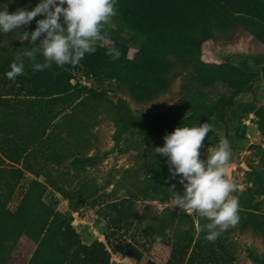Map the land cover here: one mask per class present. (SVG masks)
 <instances>
[{
	"label": "trees",
	"instance_id": "trees-1",
	"mask_svg": "<svg viewBox=\"0 0 264 264\" xmlns=\"http://www.w3.org/2000/svg\"><path fill=\"white\" fill-rule=\"evenodd\" d=\"M260 0H117V15L109 26L114 36L110 45L121 51L118 60H112L106 53L107 47H97L93 54H85L81 65L91 69L94 80L118 78V73L126 63L127 44L120 39L124 29L137 31L138 37L132 39L135 48L134 58L129 66L138 69L141 57L152 53L160 65V72L150 85V94H155L165 87L164 75L173 67L170 58H190L194 61L195 79L203 86L214 82H224L233 88L228 96L220 95L215 100L194 99L189 104V116L179 121L162 119L156 114L143 113L134 115L124 105H115L116 124L119 133L137 136H153L164 140V136L178 126H194L206 123L210 118L229 123L239 119L236 113L235 96L241 92L254 94L252 82L258 74L264 77V54L258 62V71H252L247 64L235 66L219 63L207 66L199 58L200 45L211 38L213 29L220 21L227 19L230 24L245 28L264 47V26L257 24L243 14H249ZM37 0H0V9L7 6L9 12L18 8L31 10ZM140 36V38H139ZM109 45V46H110ZM21 42L0 41V264H5L16 245L18 238L28 228L39 233V239L31 255L36 264H108L109 252L128 255L138 260L140 252L133 243L114 242L115 234L120 230L131 228L141 238L153 240L158 228L164 222L148 212L136 213L124 202H110L103 206L102 215L106 220L102 224L104 244L92 241L85 245L79 242L77 234L70 224V216L57 213L51 204L43 200L44 184L30 179L15 208L10 211L7 203L22 177V170L17 166L26 154L42 141L52 143L56 148L48 151L44 160L58 165L71 156L66 145L56 133L50 138H41L42 126L46 124L47 115L55 108L75 98L68 83L70 65L59 68L53 64L51 69L32 71L31 63L25 58V72L15 80L6 78L10 64L18 52L30 48ZM17 49V50H16ZM38 56V60H42ZM132 87V85L130 86ZM133 88V87H132ZM134 91L135 90H131ZM144 97V96H142ZM245 112L248 108H241ZM253 109V108H252ZM259 115L258 129L264 137V110L255 111ZM215 141V133L209 131L204 144ZM264 163V149L261 150ZM77 156L71 163H80ZM154 169L166 172L165 195L174 197L179 176L173 177L169 172L166 157L154 160ZM256 175V172H253ZM258 187H251L239 200V221L230 227L214 243L207 241L205 233H197V224L206 221L195 216L194 220L187 214L181 218L188 222L186 228L171 229V251L165 264H211L219 253H225V238L234 229H250L264 234V218L257 214L256 198L264 192V182ZM74 194L62 192V196L72 197L82 202L81 192ZM72 196V197H71ZM177 214L172 212L171 218ZM184 221V222H185ZM254 264H264L262 260L252 257Z\"/></svg>",
	"mask_w": 264,
	"mask_h": 264
},
{
	"label": "rangeland",
	"instance_id": "rangeland-1",
	"mask_svg": "<svg viewBox=\"0 0 264 264\" xmlns=\"http://www.w3.org/2000/svg\"><path fill=\"white\" fill-rule=\"evenodd\" d=\"M243 16L264 26V0H260L257 8ZM42 18L37 16L21 29L7 34L0 33V41L21 42L35 47L24 40L23 32L35 30L36 21ZM109 29L107 26L109 40L98 43L97 47L110 45L114 36ZM137 34V31L129 29L121 32L120 39L127 44L128 49L126 63L119 71L118 78L96 81L91 75V69L81 65V62L69 68L68 83L75 98L47 115L41 138H50L56 133L62 140H66L71 156L54 165L43 158L48 151L56 148L52 143L42 141L32 147L17 164L22 170V177L7 203L8 209L12 211L27 182L35 178L45 186L43 200L51 204L57 213L70 216V224L79 242L87 245L96 240L102 242L107 251L109 248L101 234L102 224L106 220L102 215L104 204L124 202L136 213L148 212L149 217L155 215L164 222L163 228H158L153 240L141 238L130 227L118 231L114 242L133 243L140 257L135 260L128 255L109 252L108 264H165L171 251V229L186 228L188 225L181 218V214L186 213L175 205L174 197L165 195V170L153 167L154 160L160 156L154 153V148L163 146L165 141L147 135L122 134L116 142L119 129L115 105H124L134 115L152 113L162 119L179 121L189 116V104L194 99L207 102L220 95L228 96L233 90L231 86L219 81L209 86L201 85L195 79L194 61L182 57L170 58L173 67L164 75L165 87L150 94V85L160 72V65L152 53H145L138 69L129 66L135 54L131 42L138 37ZM263 54V45L245 28L223 19L213 29L211 38L201 43L199 58L207 66L219 63L235 66L247 64L252 71H258V62ZM252 86L253 95L241 92L234 97L239 119L229 123L215 118L207 121L215 133V141L204 144L200 150L201 158H206L209 147L218 145L223 138L230 141L231 177L237 185L233 195L237 198L249 188L258 187L259 181L264 182V163L261 159L264 137L258 129L260 119L255 112L258 108L264 110V77L258 74ZM133 89L135 93L131 91ZM242 107L248 109L242 112ZM73 156L82 161L73 165ZM75 190L81 192L80 203L72 196L71 200L62 196V192L71 195ZM176 190L180 193L184 191L180 177ZM256 201L259 208L257 214L264 218V192ZM172 212L177 214L175 218H171ZM190 217L194 220L195 216ZM39 237L35 229L28 228L18 238L5 264H36L31 261V255ZM224 242L225 253H219L216 261L211 264H254L252 257L264 263V234L250 229H234L227 234Z\"/></svg>",
	"mask_w": 264,
	"mask_h": 264
},
{
	"label": "clouds",
	"instance_id": "clouds-1",
	"mask_svg": "<svg viewBox=\"0 0 264 264\" xmlns=\"http://www.w3.org/2000/svg\"><path fill=\"white\" fill-rule=\"evenodd\" d=\"M117 15V0H39L34 8H18L9 12L0 9V33H10L29 25L37 16L35 30L23 32L24 40L35 47L18 52L6 78L15 80L25 72V58L32 71L78 65L85 54H93L100 42L109 40L106 27ZM41 37H43L41 39ZM39 40V43L37 41ZM112 60L121 57V51L110 45L105 53ZM42 56V60H38ZM212 131L210 123L178 126L164 136V145L154 153L167 158L169 172L180 177L183 193H174L175 205L189 216L206 221L197 224V233L215 242L239 221V202L233 194L237 185L231 177V143L227 138L207 149L201 158L206 135Z\"/></svg>",
	"mask_w": 264,
	"mask_h": 264
}]
</instances>
